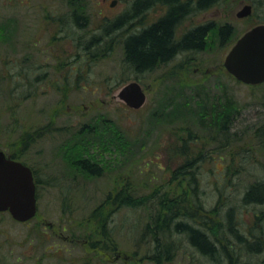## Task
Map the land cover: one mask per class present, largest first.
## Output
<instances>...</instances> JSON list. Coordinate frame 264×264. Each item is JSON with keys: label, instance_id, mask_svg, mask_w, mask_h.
Segmentation results:
<instances>
[{"label": "rangeland", "instance_id": "1", "mask_svg": "<svg viewBox=\"0 0 264 264\" xmlns=\"http://www.w3.org/2000/svg\"><path fill=\"white\" fill-rule=\"evenodd\" d=\"M216 1L176 26L180 39L211 24L202 49L137 72L124 64V40L165 6L130 19L128 6L103 0H0V148L31 167L37 194L27 222L0 212V264H97V242L132 253L134 264H264V202L242 200L264 181V82H238L222 64L237 38L263 21L264 0L242 18L236 12L252 0ZM224 25L231 31L222 37ZM131 80L145 92L137 109L117 96ZM200 101L233 102L226 133L211 139L193 119ZM175 109L187 110L190 129L164 120ZM130 195L143 204L124 202ZM167 197L183 198V208L164 232L151 227L165 220ZM232 205L240 233L259 249L228 232ZM175 222L205 231L216 253L199 251Z\"/></svg>", "mask_w": 264, "mask_h": 264}, {"label": "trees", "instance_id": "2", "mask_svg": "<svg viewBox=\"0 0 264 264\" xmlns=\"http://www.w3.org/2000/svg\"><path fill=\"white\" fill-rule=\"evenodd\" d=\"M150 1L160 3L165 6L167 8L166 12L146 29L137 34L127 36L124 40V64L137 72L152 71L155 67L169 61L176 55V53L184 49H202L204 38L210 31L211 24L196 26L193 29L188 30L180 39L175 37L176 26L178 25V22L191 10H203L211 7L217 2L216 0H198L194 6H189L188 2H183L182 0H144L141 2L140 0H137L136 4H134L133 10H139V8L143 6V3L149 4ZM252 2L250 3H252V6L254 7L256 6L255 3H261V0H252ZM123 21V17L118 18L114 21L112 27L119 26ZM262 22H264V19ZM218 29L222 37L228 35L229 31H231L228 25H224ZM198 103L199 108L195 111L193 119L195 121L206 123V130L209 131L208 136L211 137V139H215L219 133H226L228 131L227 123L232 117V111L234 110L233 102H222L221 105L218 106L212 102L210 107L202 101ZM165 106L166 105H164V107ZM176 108L179 109L178 107ZM177 109L171 110L169 113H163L164 120L167 122L169 121V123H174L176 120H180L181 123H183L182 126H184V128L186 127V129H190L188 122L182 117V112L187 110L180 111ZM205 117H207L206 120ZM188 134L190 135L191 132L188 131ZM262 135L264 136V128L262 129ZM191 139L194 142L196 137L191 136ZM185 144L186 142L181 144V148H184ZM10 156L12 158H17V156L14 155ZM81 163L89 171L93 173L97 171L95 164L90 163L88 160L84 159ZM242 200L245 203L264 202V181H256L255 183L250 184L244 192ZM124 202H128L135 207L143 204V198L130 195ZM180 202H183V198L180 200L175 197H167L161 200L160 211L165 214L163 215L165 220L163 221L160 220L159 217H156L155 220L158 218V223L161 227H159L154 220V227L152 226L151 228H162V231H168L167 228L170 227L174 217L176 219L181 216L180 212L175 211L176 209L178 210V208H183L182 205H179ZM236 211V205L230 206L226 211V228L228 232L233 234L239 242H244L249 247L259 249L261 242L258 240H248L242 235V233H240V226L235 220ZM188 216L194 217L193 214ZM182 225L183 224L180 222H175L173 227L178 230V228ZM218 225H220V222L217 223V227H219ZM183 226L186 228L182 231H186L192 244L198 246L203 252L209 253L212 251L215 244H212L208 240L209 236L205 231L201 230L199 227L186 223H184ZM159 231L162 232L161 229H159ZM95 244H98V242Z\"/></svg>", "mask_w": 264, "mask_h": 264}, {"label": "water", "instance_id": "3", "mask_svg": "<svg viewBox=\"0 0 264 264\" xmlns=\"http://www.w3.org/2000/svg\"><path fill=\"white\" fill-rule=\"evenodd\" d=\"M251 13V4H244L236 16L242 18ZM222 64L237 81L251 85L263 82L264 23L250 27L238 37ZM117 96L135 109L145 101V92L135 80L120 87ZM35 190L31 169L21 161L7 157L0 149V212L7 211L19 222L31 219L37 209Z\"/></svg>", "mask_w": 264, "mask_h": 264}, {"label": "flooded vegetation", "instance_id": "4", "mask_svg": "<svg viewBox=\"0 0 264 264\" xmlns=\"http://www.w3.org/2000/svg\"><path fill=\"white\" fill-rule=\"evenodd\" d=\"M144 1V0H140ZM183 2H188L189 6H194L195 3L198 0H182ZM106 2V3H104ZM137 0H103V3L106 4L107 7L110 8H114L116 7L119 3H123L126 6H128L127 8H130L133 10L134 8V4H136ZM159 7H163V5H161L160 3H156L153 1H150V3H143V6L141 8H139V10H133L132 13H130L128 16L125 15V17L127 18H134L136 17V15L138 13H145L147 10L150 9H158ZM164 14H161L160 17H162ZM125 18V19H126ZM159 19V18H158ZM157 19V20H158ZM155 20V21H157ZM154 21V22H155ZM152 22V23H154ZM152 23L148 24L151 25ZM147 25L145 27H143V29H141L140 31L134 32L132 34H137L141 31H143L144 29H146L148 27ZM132 34H129L132 35ZM179 53V52H178ZM178 53H176V55H178ZM175 55V56H176ZM7 156L9 157V155L7 154ZM75 246H77V244H74ZM193 246H195L199 251L203 252L198 246L192 244ZM65 247V245H63ZM97 248L95 250L100 251V253L98 254V258L95 259V261H97V264H134V262L132 261L134 258V255L131 253L126 252L125 250L120 249V247H118L115 244H96L94 245ZM159 250H161L162 252L164 251V248H160ZM206 253V252H205ZM209 255H211L210 253H208Z\"/></svg>", "mask_w": 264, "mask_h": 264}, {"label": "bare ground", "instance_id": "5", "mask_svg": "<svg viewBox=\"0 0 264 264\" xmlns=\"http://www.w3.org/2000/svg\"><path fill=\"white\" fill-rule=\"evenodd\" d=\"M212 251H214L215 252V248H212ZM216 253V252H215ZM210 254H212L211 252H210Z\"/></svg>", "mask_w": 264, "mask_h": 264}]
</instances>
